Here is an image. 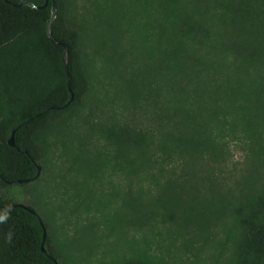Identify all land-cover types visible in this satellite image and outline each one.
<instances>
[{"label":"trees","instance_id":"trees-1","mask_svg":"<svg viewBox=\"0 0 264 264\" xmlns=\"http://www.w3.org/2000/svg\"><path fill=\"white\" fill-rule=\"evenodd\" d=\"M27 1L41 6L45 0ZM93 1L100 13L99 23L97 19L92 23L106 29V19L115 18V39L124 27L134 26L136 39L146 40L150 56L163 64L173 92L166 102L172 109L170 123L163 130L157 124L150 132L126 124L101 126L100 133L116 149L133 150L140 161L136 158V169L147 168L155 150L169 160L176 156L180 178L190 183L199 177L198 184L214 192V211L228 212L234 231L231 263L264 264V0ZM55 2L50 41L45 31L50 2L42 9H31L0 0V264H64L45 219L5 195L13 185L34 181L30 179L35 165L43 167L39 133L51 118L79 105L89 90L80 49L85 28L70 18L66 0ZM57 43L67 45L65 56ZM65 58L74 99L64 109H50L69 99ZM181 75L187 76L199 99L177 87L176 76ZM143 90L142 83H135V91ZM150 90L155 101L159 91ZM202 108L205 117L195 111ZM12 131L14 148L7 144ZM231 143L242 145L245 155L229 193L220 174L208 170L226 157ZM18 180L27 182L17 184ZM38 218L46 231L49 257L40 251Z\"/></svg>","mask_w":264,"mask_h":264},{"label":"rangeland","instance_id":"rangeland-1","mask_svg":"<svg viewBox=\"0 0 264 264\" xmlns=\"http://www.w3.org/2000/svg\"><path fill=\"white\" fill-rule=\"evenodd\" d=\"M94 5L66 0L70 18L85 28L80 49L89 90L79 105L48 121L39 133L44 147L39 176L11 186L7 199L45 219L64 264H232L230 216L214 211V192L198 184L199 177L184 182L180 160L157 150L147 168L136 169V153L116 149L100 133L101 126L126 124L163 130L170 123L166 102L173 92L163 64L150 56L146 40L136 39L135 27L128 24L132 28L124 27L115 39L116 19H106L107 30L92 23L100 13ZM176 79L177 87L199 99L186 75ZM138 82L143 91H135ZM151 88L159 91L155 101ZM195 111L204 116L203 108ZM244 155L242 145L231 143L226 157L208 170L220 174L226 192L234 190ZM150 207L163 208L165 216Z\"/></svg>","mask_w":264,"mask_h":264},{"label":"water","instance_id":"water-1","mask_svg":"<svg viewBox=\"0 0 264 264\" xmlns=\"http://www.w3.org/2000/svg\"><path fill=\"white\" fill-rule=\"evenodd\" d=\"M2 1L4 3H6V4H9L12 7L28 6L31 9H42L48 4V2H50V8L48 10L49 19L46 21L45 31H46V36L48 37V39L50 41H52L51 23L56 18V2H55V0H45L43 5H41V6H37L34 3L29 2L27 0H20L18 3H15V4L9 3L7 0H2ZM57 44H59L62 47V49H63L62 50V55L65 56L66 53H67V45L63 44V43H57ZM64 70H65V77H66V87H67V90L69 92V99H68V101L66 102L65 105H63L61 107H51L50 109H56V110L64 109L69 104H71L73 99H74L73 92L70 89V75H69L68 70H67V59L66 58L64 59ZM13 133H14V131L11 132V135H10V137L7 140V144L11 148H14ZM22 153L27 154L26 151H23ZM35 168H36V173H35L34 177L32 179H30V181L37 179V177L39 176L40 166L35 165ZM26 182H27V180H18V181H16L17 184H22V183H26ZM12 206H15V205H12ZM18 206H20L22 209H24L25 211H27L31 215L36 216V212L30 206H26V205H18ZM38 222H39V224L42 227V240H41V243H40V251L47 255L46 247H45V244H44L45 237H46V231H45V228L43 227V224H42V222H41V220L39 218H38ZM47 256L49 257V255H47ZM54 264H56V262H54Z\"/></svg>","mask_w":264,"mask_h":264}]
</instances>
